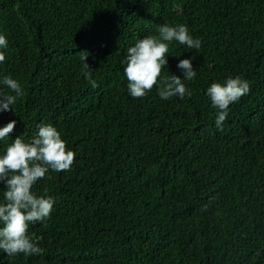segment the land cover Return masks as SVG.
<instances>
[{
    "label": "trees",
    "instance_id": "trees-1",
    "mask_svg": "<svg viewBox=\"0 0 264 264\" xmlns=\"http://www.w3.org/2000/svg\"><path fill=\"white\" fill-rule=\"evenodd\" d=\"M165 23L202 43L171 42L162 73L183 79L190 59L192 95L133 98L127 50ZM0 34V81L24 91L0 112V128L16 121L0 156L42 124L76 154L33 186L55 201L29 225L43 253L0 250V264H264V0H0ZM228 77L250 92L218 129L207 89ZM0 95L15 93L0 83Z\"/></svg>",
    "mask_w": 264,
    "mask_h": 264
},
{
    "label": "clouds",
    "instance_id": "clouds-1",
    "mask_svg": "<svg viewBox=\"0 0 264 264\" xmlns=\"http://www.w3.org/2000/svg\"><path fill=\"white\" fill-rule=\"evenodd\" d=\"M158 36H148L127 50L124 63V73L127 78V88L133 98L145 97L154 87L161 99L172 97L183 99L192 93L183 81L192 80L197 75L190 59L180 60L177 67L183 71V79L177 75L163 76V70L168 64L169 45L179 42L189 49L199 50L201 41L194 39L186 25L170 26L164 24L158 28ZM8 48L7 37L0 34V64L6 60L5 49ZM86 61L84 68L89 69L88 56H82ZM84 75L89 83L96 87V81L91 78V71ZM15 95H0V112L11 111L19 97L24 95L20 83L5 76L0 81ZM250 92L248 81L240 77H228L225 82H214L207 89L212 106L216 108V127L222 129L229 106ZM16 126V121L9 122L0 128V140L8 137ZM75 152L69 150L60 132L52 125H41L38 133L30 141L16 138L0 156V182L5 184L4 203H0V250L9 257L19 254L25 256L41 255L43 249L38 246V238L29 235V225L46 221L54 208L52 197L37 196L33 186L38 180L45 178L51 171L62 172L71 169L75 160Z\"/></svg>",
    "mask_w": 264,
    "mask_h": 264
}]
</instances>
